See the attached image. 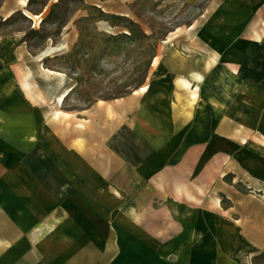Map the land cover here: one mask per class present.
<instances>
[{"label": "crops", "instance_id": "obj_1", "mask_svg": "<svg viewBox=\"0 0 264 264\" xmlns=\"http://www.w3.org/2000/svg\"><path fill=\"white\" fill-rule=\"evenodd\" d=\"M28 7L4 0L0 14L7 20L23 13L37 26L45 12ZM221 20L237 21L243 31L253 21L263 32L249 28L252 46L235 48L239 55L224 62V44L212 42ZM205 32L206 56L164 59L157 83L125 102L117 147L141 186L109 191L103 203L94 201L91 217L76 222L65 220L61 207V220L44 224L40 256L41 223L31 203L37 179L31 168L23 177L17 172L29 181V198L20 188L12 204H0L7 214L0 220V264H38L37 257L40 264H264V0H224ZM49 40L39 46L25 31L0 33L1 131L37 132V112L51 114L72 87L66 75L48 69L61 46ZM246 53L253 54L251 76L245 75ZM170 76L174 91L165 85Z\"/></svg>", "mask_w": 264, "mask_h": 264}, {"label": "rangeland", "instance_id": "obj_2", "mask_svg": "<svg viewBox=\"0 0 264 264\" xmlns=\"http://www.w3.org/2000/svg\"><path fill=\"white\" fill-rule=\"evenodd\" d=\"M223 6L224 0H32L30 13L45 12L37 26L23 13L7 20L0 14V33L21 30L35 45L47 44L49 39L60 43L48 69L66 75L74 87L61 109L55 104L51 114L37 112V132L0 130V204H12L20 188L26 191L22 198H29V181L20 179L17 172L23 177L31 168V176L37 179L38 196L31 203L41 223L37 228L40 256L45 247L44 224L51 219L60 221L61 207L64 219L76 222L91 217L94 201L103 203L109 191L141 186L125 151L117 147L125 102L142 87L154 85L164 59L206 56L210 48L200 37H205L206 28ZM238 25L222 20L217 25L216 42H212L224 44V62L239 55L235 48L252 46L255 40L250 30L253 21L247 22L245 31ZM255 26L263 32V27ZM246 54L245 75L251 76L253 54ZM168 78L165 85L174 91L173 76ZM175 83L179 98L178 80ZM138 94V98L145 96ZM78 150L80 156L85 152L84 167L77 163ZM96 157L100 159L93 165ZM109 160L115 164H108ZM47 207L54 212L45 213ZM4 215L0 210V220ZM42 261L37 257L38 264Z\"/></svg>", "mask_w": 264, "mask_h": 264}, {"label": "bare ground", "instance_id": "obj_3", "mask_svg": "<svg viewBox=\"0 0 264 264\" xmlns=\"http://www.w3.org/2000/svg\"><path fill=\"white\" fill-rule=\"evenodd\" d=\"M28 3H29V0H22V5H24V6H27L28 5ZM31 16V15H30ZM212 22V21H211ZM210 22V23H211ZM239 23V22H238ZM243 25V24H242ZM193 28V27H192ZM191 28V29H192ZM263 42H264V40H263ZM51 72V74H56V75H59V76H63L61 73H56V72H54V71H50ZM200 79V78H199ZM180 85L182 86V87H184V88H190V83L187 81V80H185V79H181L180 80ZM22 89H23V91L28 95V96H30V94H29V89H28V86L24 83L23 85H22ZM149 90V86L147 85V86H144V87H142L140 90H139V92L140 93H146L147 91ZM74 91V87H71L59 100H58V102H57V104L59 105V106H61V107H63L64 106V104H65V102H66V100H67V98L70 96V94L72 93ZM139 92H137V93H139ZM193 98L195 99L197 96H196V94L195 93H193Z\"/></svg>", "mask_w": 264, "mask_h": 264}, {"label": "trees", "instance_id": "obj_4", "mask_svg": "<svg viewBox=\"0 0 264 264\" xmlns=\"http://www.w3.org/2000/svg\"><path fill=\"white\" fill-rule=\"evenodd\" d=\"M32 0H29V4L31 3Z\"/></svg>", "mask_w": 264, "mask_h": 264}]
</instances>
